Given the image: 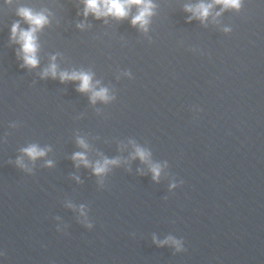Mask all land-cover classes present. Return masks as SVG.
<instances>
[{
	"label": "water",
	"instance_id": "1",
	"mask_svg": "<svg viewBox=\"0 0 264 264\" xmlns=\"http://www.w3.org/2000/svg\"><path fill=\"white\" fill-rule=\"evenodd\" d=\"M152 3L144 31L135 6L96 19L83 0H0V264H264V0L203 22L185 6L213 0ZM20 7L49 21L35 68L11 40ZM74 71L112 99L61 82Z\"/></svg>",
	"mask_w": 264,
	"mask_h": 264
},
{
	"label": "clouds",
	"instance_id": "2",
	"mask_svg": "<svg viewBox=\"0 0 264 264\" xmlns=\"http://www.w3.org/2000/svg\"><path fill=\"white\" fill-rule=\"evenodd\" d=\"M11 2V0H9ZM242 0H213V4L199 3L197 5H186L185 11L193 13L195 18L200 19L202 22L207 19L211 13V9L214 4L222 6L223 9H236L239 10L241 7ZM83 16L87 18L89 14L93 15L96 19L102 17L111 16L116 19H125L128 18L132 7L137 8V12L131 18L132 26H139L140 29L147 31V26L150 22V17L154 14L153 9L155 5L152 3V0H83ZM17 15L21 17L29 27L27 29H22L20 27L19 21L14 22L11 27V40L15 43L20 44V53L22 54V59L24 61L22 67L35 68L39 64V59L37 52L39 49L37 32L40 31L46 24L49 23L47 16L44 12H35L31 8L20 7L17 10ZM219 15V13H217ZM192 17H189L191 19ZM77 27H83L82 24H78ZM227 31V29H226ZM53 61L55 57L52 58ZM51 75L52 78L57 76V65L53 62L49 65L47 69L42 73V78ZM59 79L61 82L72 80L79 81V86L77 91L80 92H91V101L95 103L97 99L108 101L112 99L108 95L107 88H99L95 90V86L92 83V75L87 72H60ZM99 83V82H97ZM78 143L82 147H87L83 140H78ZM48 149H41L37 145L33 144L26 148L22 149V152L29 157L32 161H35L37 158L43 157L46 154ZM136 155L142 160L146 161L148 159L149 153L143 149L137 147ZM73 159L83 163L85 166H88L89 162L86 159L83 153L77 152L74 154ZM17 164L21 167H24L22 159H17ZM49 165L51 161L48 162ZM116 160H107L105 159L102 163L97 162L94 166V172L97 175H101L108 170V166L111 164H116ZM151 172L153 175V180H157L160 176L161 167L160 165H152ZM183 183V182H181ZM175 185H173L174 187ZM154 243H159L160 246L164 244L171 243L175 246L177 251H182V241L176 240L173 237H168L164 241L157 242L155 237L153 239Z\"/></svg>",
	"mask_w": 264,
	"mask_h": 264
}]
</instances>
